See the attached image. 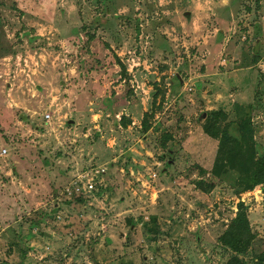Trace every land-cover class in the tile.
<instances>
[{
    "label": "rangeland",
    "instance_id": "rangeland-1",
    "mask_svg": "<svg viewBox=\"0 0 264 264\" xmlns=\"http://www.w3.org/2000/svg\"><path fill=\"white\" fill-rule=\"evenodd\" d=\"M263 8L0 0V264H264Z\"/></svg>",
    "mask_w": 264,
    "mask_h": 264
},
{
    "label": "trees",
    "instance_id": "trees-1",
    "mask_svg": "<svg viewBox=\"0 0 264 264\" xmlns=\"http://www.w3.org/2000/svg\"><path fill=\"white\" fill-rule=\"evenodd\" d=\"M2 27H3V23H2V20L0 18V29L1 30H2ZM216 127H217V124H214V127L211 126L210 128H208L206 130L207 133L210 136H214V137L218 136V134L216 133V131H217ZM238 133H239V131H238ZM258 163L260 164L258 167L260 170V173L256 174L257 178H256V182L254 184L255 185L254 187L264 184V161H260ZM202 189H203V187H202ZM232 230L237 235V239H239L240 237L243 238V241H244L243 245L244 246L245 245L248 246L249 244H252V241L254 240V238L249 237L248 234L246 236V233L248 231V220L246 217V208L243 204H241V209L239 210L237 220L234 222ZM238 243H241V242L238 240ZM261 259H263V261H264V256H261Z\"/></svg>",
    "mask_w": 264,
    "mask_h": 264
},
{
    "label": "crops",
    "instance_id": "crops-1",
    "mask_svg": "<svg viewBox=\"0 0 264 264\" xmlns=\"http://www.w3.org/2000/svg\"><path fill=\"white\" fill-rule=\"evenodd\" d=\"M188 1H190V3H194V1L195 0H188ZM195 9H196V11H198L199 13L198 14H203L204 13V15H207V14H205V13H207V11L206 12H204L205 11V7H202V10H199V8L198 7H195ZM233 10V9H232ZM232 10H230V11H232ZM263 13H264V8H263ZM232 14V13H231ZM186 16L188 17V18H191V16H192V13H190V15H189V13H187L186 14ZM260 27V26H259ZM258 27V28H259ZM16 64H18V62H16V59H15V57H14V55L12 56V57H6L5 59H3L2 61L0 60V67L1 68H4V69H6V70H13L14 68H16ZM3 65L5 66V67H3ZM50 67V66H49ZM17 69V68H16ZM6 70H5V72H6ZM15 70V69H14ZM48 72H50V74H53V72H54V74L56 73L55 72V70H51L50 68H47L46 69ZM16 72V71H15ZM7 73V72H6ZM65 74V73H64ZM56 75V74H55ZM16 76H17V74H16ZM57 76V75H56ZM58 76H59V74H58ZM30 78H31V76H30ZM3 78H2V75H1V73H0V84H1V80H2ZM16 79V78H15ZM43 80V79H42ZM44 82V81H43ZM27 84H29V85H32V84H30V82H28V81H24L23 82V84H22V86H21V88L22 89H26V87H27ZM1 149V148H0ZM7 153H8V151L7 150H3L2 152H0V155L3 157V156H5V155H7Z\"/></svg>",
    "mask_w": 264,
    "mask_h": 264
},
{
    "label": "built area",
    "instance_id": "built-area-1",
    "mask_svg": "<svg viewBox=\"0 0 264 264\" xmlns=\"http://www.w3.org/2000/svg\"><path fill=\"white\" fill-rule=\"evenodd\" d=\"M46 119H50V116H47L46 117ZM83 178H87L86 176H84ZM80 179V178H79ZM93 179V178H92ZM91 179V180H92ZM89 181L88 182V185L86 186L87 187V191L89 192V193H91L93 190H94V185L93 184H91V182L92 181ZM66 191V194H68L69 196H73L74 195V190L70 187V188H68L67 190H65ZM79 191H80V189H78V193H79ZM80 193H82L81 191H80Z\"/></svg>",
    "mask_w": 264,
    "mask_h": 264
}]
</instances>
